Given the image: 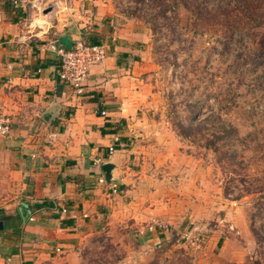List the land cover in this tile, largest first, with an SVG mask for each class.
<instances>
[{"label": "rangeland", "instance_id": "obj_1", "mask_svg": "<svg viewBox=\"0 0 264 264\" xmlns=\"http://www.w3.org/2000/svg\"><path fill=\"white\" fill-rule=\"evenodd\" d=\"M113 3L147 33L157 160L72 249L79 264H264V0ZM1 195L18 196L0 179Z\"/></svg>", "mask_w": 264, "mask_h": 264}, {"label": "crops", "instance_id": "obj_2", "mask_svg": "<svg viewBox=\"0 0 264 264\" xmlns=\"http://www.w3.org/2000/svg\"><path fill=\"white\" fill-rule=\"evenodd\" d=\"M26 16L0 0V106L11 119L9 134L0 137V179L18 195L0 197V221L7 222L0 264H79L88 251L72 249L121 199L110 185L130 193L127 187L142 179L154 156L158 126L144 118L156 105L147 33L113 0H70L40 29ZM78 40L108 49L81 93L59 79L54 51L70 50ZM104 164L112 166L109 179ZM99 177L109 185L98 184Z\"/></svg>", "mask_w": 264, "mask_h": 264}, {"label": "built area", "instance_id": "obj_3", "mask_svg": "<svg viewBox=\"0 0 264 264\" xmlns=\"http://www.w3.org/2000/svg\"><path fill=\"white\" fill-rule=\"evenodd\" d=\"M70 0H11L10 4L13 9L23 8L26 13V21L28 24L34 23L33 18L38 15L46 17L59 12L62 8L67 7ZM47 11V12H45ZM42 24H46L42 21ZM33 25V24H32ZM40 29L39 24L36 25ZM59 57V72L58 77L61 81L67 83L74 88L78 93L82 92L84 82L88 76L89 69L100 64L107 56L108 49L105 44H88L83 40L75 42L74 46L70 50H63L56 48L54 50ZM101 116H105V111H100ZM11 130V119L5 115L0 106V137H5ZM117 140V139H116ZM115 148L110 146L108 149L109 154L113 153ZM100 160H96L95 164H99ZM98 184L109 185L104 177H99ZM111 193L117 192L116 186L110 185ZM65 212V210H62ZM29 221H33L32 217H29ZM59 251V249H57Z\"/></svg>", "mask_w": 264, "mask_h": 264}, {"label": "water", "instance_id": "obj_4", "mask_svg": "<svg viewBox=\"0 0 264 264\" xmlns=\"http://www.w3.org/2000/svg\"><path fill=\"white\" fill-rule=\"evenodd\" d=\"M47 12V11H45ZM112 166L110 164H104L102 166V169L104 170L105 172V175L106 177L109 179L110 178V170H111ZM27 212L26 211H23L22 212V215H26ZM7 229V222L6 221H0V231H3V230H6Z\"/></svg>", "mask_w": 264, "mask_h": 264}, {"label": "trees", "instance_id": "obj_5", "mask_svg": "<svg viewBox=\"0 0 264 264\" xmlns=\"http://www.w3.org/2000/svg\"><path fill=\"white\" fill-rule=\"evenodd\" d=\"M10 1L11 0H9V7L11 8L12 6H11V4H10ZM13 8V7H12ZM88 44H98V43H89V42H87ZM67 51V50H66ZM257 215V214H256ZM254 216L255 215H252L251 216V223L252 224H254ZM264 236V235H263ZM259 248L260 249H264V237H262V239H260V242H259ZM262 257L264 258V252H262Z\"/></svg>", "mask_w": 264, "mask_h": 264}, {"label": "bare ground", "instance_id": "obj_6", "mask_svg": "<svg viewBox=\"0 0 264 264\" xmlns=\"http://www.w3.org/2000/svg\"><path fill=\"white\" fill-rule=\"evenodd\" d=\"M46 16H48V15H46Z\"/></svg>", "mask_w": 264, "mask_h": 264}]
</instances>
